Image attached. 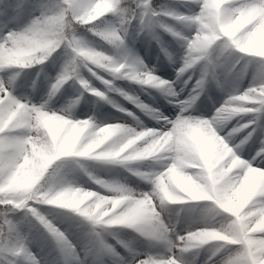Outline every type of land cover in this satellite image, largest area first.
Instances as JSON below:
<instances>
[{
    "label": "clouds",
    "instance_id": "9594fccd",
    "mask_svg": "<svg viewBox=\"0 0 264 264\" xmlns=\"http://www.w3.org/2000/svg\"><path fill=\"white\" fill-rule=\"evenodd\" d=\"M0 264H264V0H0Z\"/></svg>",
    "mask_w": 264,
    "mask_h": 264
}]
</instances>
